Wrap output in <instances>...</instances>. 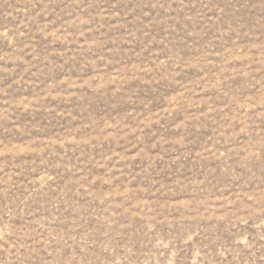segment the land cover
I'll use <instances>...</instances> for the list:
<instances>
[{
	"label": "rangeland",
	"instance_id": "1",
	"mask_svg": "<svg viewBox=\"0 0 264 264\" xmlns=\"http://www.w3.org/2000/svg\"><path fill=\"white\" fill-rule=\"evenodd\" d=\"M0 264H264V0H0Z\"/></svg>",
	"mask_w": 264,
	"mask_h": 264
}]
</instances>
